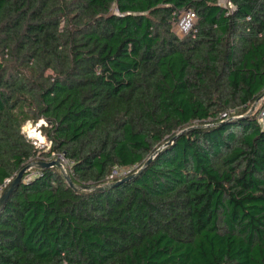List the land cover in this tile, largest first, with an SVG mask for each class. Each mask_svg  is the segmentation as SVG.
I'll use <instances>...</instances> for the list:
<instances>
[{
  "label": "trees",
  "instance_id": "trees-1",
  "mask_svg": "<svg viewBox=\"0 0 264 264\" xmlns=\"http://www.w3.org/2000/svg\"><path fill=\"white\" fill-rule=\"evenodd\" d=\"M227 3L0 0V185L52 155L96 188L26 171L0 210V264H264V131L246 116L264 0ZM187 10L197 33L180 39ZM40 120L46 153L22 132Z\"/></svg>",
  "mask_w": 264,
  "mask_h": 264
},
{
  "label": "water",
  "instance_id": "water-1",
  "mask_svg": "<svg viewBox=\"0 0 264 264\" xmlns=\"http://www.w3.org/2000/svg\"><path fill=\"white\" fill-rule=\"evenodd\" d=\"M264 95V94H263ZM260 99V98H259ZM259 99H257L255 101V103L251 106V108L249 109V111L247 112L246 116H249L252 114L255 105L257 104V102L259 101ZM174 140V138H172L169 142H167L166 144H164L162 147H160L155 154H157L164 146L170 144L172 141ZM155 154H153L145 163L144 165L134 174L125 177L123 179V181L125 180H129L134 176H137L151 161V159L155 156ZM62 158H64L63 156H58L56 159L52 160V161H45V162H32L30 164H28L25 168H23L8 184V186L5 188V190L3 191V193L0 196V210L3 208L5 202L7 201V199L9 198L10 194L12 193V191L14 189H16L19 184L22 181V178L25 174L26 171H28L31 168H40V169H48V168H56L58 169L61 174L63 175L65 181L68 183V185L73 188L74 190H95V187H86V186H77L74 185L71 178L69 177V174L67 172V170L64 167V164L62 162ZM114 184L112 183H107L104 185V187H108V186H112Z\"/></svg>",
  "mask_w": 264,
  "mask_h": 264
},
{
  "label": "built area",
  "instance_id": "built-area-1",
  "mask_svg": "<svg viewBox=\"0 0 264 264\" xmlns=\"http://www.w3.org/2000/svg\"><path fill=\"white\" fill-rule=\"evenodd\" d=\"M219 1H220V3L221 2L227 3V0H219ZM196 24H197L196 14L192 10L184 11L183 13L177 15V20L174 24L173 32H174L175 36L180 38V39L187 37L189 35L194 37V35L197 33ZM259 102H260L259 106L256 110V121H257L258 126L264 131V95L259 99ZM227 115H228V113L225 112V113L221 114L220 117L221 118H227ZM28 139H29V137H28ZM32 144L34 146L38 147V145L35 142H32ZM64 163H65V165L68 164V162L66 160ZM127 174H124L123 176H126ZM110 176H109V178H110ZM9 183H10V180H6L2 185H0V196L3 193V191L5 190V188L8 186Z\"/></svg>",
  "mask_w": 264,
  "mask_h": 264
},
{
  "label": "rangeland",
  "instance_id": "rangeland-1",
  "mask_svg": "<svg viewBox=\"0 0 264 264\" xmlns=\"http://www.w3.org/2000/svg\"><path fill=\"white\" fill-rule=\"evenodd\" d=\"M223 5H225V6H228V7H230L229 6V4L228 3H226V2H221ZM259 101L257 102V104L255 105V108H254V110H253V112L252 113H254V114H256V110H257V108H258V106H259ZM238 110H233V111H231V112H229V114H232V115H235V113L237 112ZM240 111V110H239ZM238 111V112H239ZM42 124H44V121H39L38 123H35V124H33L32 122H27V123H25L24 125H23V127H22V132H23V134L28 138L29 137V140H31V142H35L37 145H38V148L39 149H43V152H48V150H49V144H48V142L46 141V139H45V137L43 136V134L41 133V131L39 130V127L42 125ZM34 131H38V133L42 136V138H43V142H41V141H39L38 139H36V138H34V137H31V136H33L34 135ZM58 156H52L51 155V157L50 158H48V159H46V162L47 161H52V160H54V159H56ZM62 162H63V164H64V167H65V169L67 170V166L65 165V160L62 158ZM133 170V168L132 169H125V168H115L113 171H112V174H111V176H110V178L108 177V180H112L113 178H117V177H121V176H123L124 174H127V173H130L131 171ZM67 172H68V170H67Z\"/></svg>",
  "mask_w": 264,
  "mask_h": 264
},
{
  "label": "bare ground",
  "instance_id": "bare-ground-1",
  "mask_svg": "<svg viewBox=\"0 0 264 264\" xmlns=\"http://www.w3.org/2000/svg\"><path fill=\"white\" fill-rule=\"evenodd\" d=\"M31 137H34V138L38 139L39 141L43 142V138H42V136L38 133V131H34V135L31 136Z\"/></svg>",
  "mask_w": 264,
  "mask_h": 264
}]
</instances>
